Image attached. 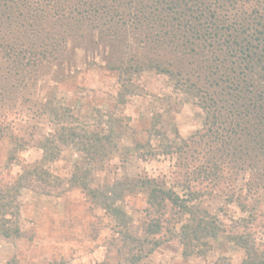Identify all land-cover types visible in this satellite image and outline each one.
<instances>
[{"label": "trees", "instance_id": "1", "mask_svg": "<svg viewBox=\"0 0 264 264\" xmlns=\"http://www.w3.org/2000/svg\"><path fill=\"white\" fill-rule=\"evenodd\" d=\"M94 47H101L100 66L118 76L124 91L153 71L205 113L202 126L178 143L135 146L147 155H178L175 182L182 189L140 180L152 217L143 237L125 235L136 247L129 264L145 259L160 244L155 236L162 230L173 235L182 220L175 234L183 255L202 253L198 246L223 236L244 251L242 264H264V239L256 241L250 230L264 205V0H0V136L11 130L4 110L12 116L30 110L52 117L61 130L43 145L41 163L57 158L58 142L75 143L66 123L70 109L32 99V89L46 73L76 67L80 53ZM103 140L95 130L81 140L90 163L106 153L110 140ZM24 168L12 180L0 177V238L21 235L23 181L37 174L49 179L38 166ZM213 192L247 217L226 229L200 207ZM112 212L127 223L119 209Z\"/></svg>", "mask_w": 264, "mask_h": 264}, {"label": "rangeland", "instance_id": "2", "mask_svg": "<svg viewBox=\"0 0 264 264\" xmlns=\"http://www.w3.org/2000/svg\"><path fill=\"white\" fill-rule=\"evenodd\" d=\"M80 58L76 67L46 73L32 89V99L70 109L66 123L74 128L78 145L58 142L57 158L41 163L43 145L60 126L48 115L25 110L12 116L4 110L12 122L10 132L0 136V177L12 180L30 164L44 169L49 179L37 174L23 181L18 196L21 235L0 238V264L12 259L16 264H129L136 247L125 235L143 237L152 217L140 180L154 178L181 192L175 182L179 156L147 155L141 153L145 148L136 151L135 146L178 143L193 134L205 116L195 99L175 91L167 76L153 71L142 72L132 81L138 87L124 91L118 76L100 66L101 47L80 53ZM94 130L110 142L106 153L90 163L80 142ZM200 207L216 214L226 229L247 217L219 192L202 197ZM112 209L123 212L127 223ZM259 209L263 215L250 226L256 241L264 239V205ZM182 221L174 225L173 235L165 230L156 235L160 244L138 264H242L244 251L223 236L198 246L202 253L183 255L175 234ZM242 231L239 227L238 233Z\"/></svg>", "mask_w": 264, "mask_h": 264}]
</instances>
